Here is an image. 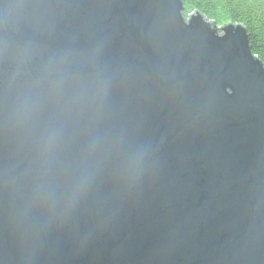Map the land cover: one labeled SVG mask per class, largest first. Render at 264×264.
Listing matches in <instances>:
<instances>
[{
	"label": "water",
	"instance_id": "obj_1",
	"mask_svg": "<svg viewBox=\"0 0 264 264\" xmlns=\"http://www.w3.org/2000/svg\"><path fill=\"white\" fill-rule=\"evenodd\" d=\"M0 264H264V64L182 0H0Z\"/></svg>",
	"mask_w": 264,
	"mask_h": 264
},
{
	"label": "trees",
	"instance_id": "obj_2",
	"mask_svg": "<svg viewBox=\"0 0 264 264\" xmlns=\"http://www.w3.org/2000/svg\"><path fill=\"white\" fill-rule=\"evenodd\" d=\"M185 16L201 12L219 25L243 24L252 52L264 64V0H182Z\"/></svg>",
	"mask_w": 264,
	"mask_h": 264
}]
</instances>
